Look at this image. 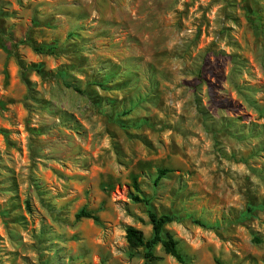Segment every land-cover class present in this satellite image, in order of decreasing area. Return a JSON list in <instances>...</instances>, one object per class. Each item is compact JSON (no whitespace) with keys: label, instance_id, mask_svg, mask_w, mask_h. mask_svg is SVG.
<instances>
[{"label":"rangeland","instance_id":"374dc122","mask_svg":"<svg viewBox=\"0 0 264 264\" xmlns=\"http://www.w3.org/2000/svg\"><path fill=\"white\" fill-rule=\"evenodd\" d=\"M150 211L264 264V0H0V264H181Z\"/></svg>","mask_w":264,"mask_h":264},{"label":"trees","instance_id":"16d2710c","mask_svg":"<svg viewBox=\"0 0 264 264\" xmlns=\"http://www.w3.org/2000/svg\"><path fill=\"white\" fill-rule=\"evenodd\" d=\"M58 48L57 44H52L49 46H41L38 51L40 53H47L48 51H54ZM171 171L168 169H162L158 171L157 180L160 181L163 177L169 174ZM135 183V188L138 189ZM138 201H144L138 196L135 197ZM149 203V202H147ZM150 223L153 227V236L151 238H146L144 233L141 230H138L132 226L128 227L126 230V239L130 247L144 248L145 258L152 262L155 259V249L157 246L161 245L164 251L175 258L179 263L184 264L185 258L180 252L178 247V242L174 237L166 231V226L175 221L174 216L168 214H158L156 212L150 211L148 213ZM78 218H91L95 221H98V217L92 215L87 211H81L77 214Z\"/></svg>","mask_w":264,"mask_h":264}]
</instances>
